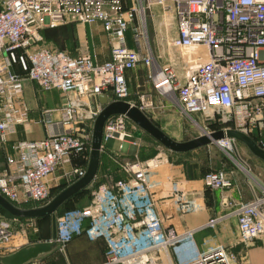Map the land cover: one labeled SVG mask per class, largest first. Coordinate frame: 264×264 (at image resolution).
Masks as SVG:
<instances>
[{"label":"built area","instance_id":"2783aa9c","mask_svg":"<svg viewBox=\"0 0 264 264\" xmlns=\"http://www.w3.org/2000/svg\"><path fill=\"white\" fill-rule=\"evenodd\" d=\"M154 8L175 14L177 37L169 45L182 53L184 81L154 58L146 23ZM74 22L102 25L111 60L97 64L90 55L72 57L43 45V31ZM129 33L136 48L130 47ZM140 66L148 69L154 92L183 115L211 119L220 114L264 149V0H131V5L128 0H0V151L5 157L0 196L19 209L42 208L53 200L59 171L67 188L85 177L95 121L104 109L98 97L111 92L115 102L129 103L145 115L158 108L148 92L131 101L126 75ZM24 77L44 92L60 91L65 102L42 111L37 122L44 127L42 139L11 145L18 128L31 121ZM138 131L126 116L110 118L104 151L113 140L125 155L136 148ZM215 146L234 153L237 143L225 139ZM163 162L157 157L142 163L134 154L121 163L127 179L97 186L89 206L79 211L88 220L86 237L106 244L103 264H237L233 246L249 247L264 238V194L250 203L228 202L238 221L232 244L201 252L194 231L166 226L148 182L150 171ZM203 182L213 191L234 187L223 169L209 172ZM40 232L36 219L0 215V257L25 248ZM72 239L70 218L57 216L58 250L65 253Z\"/></svg>","mask_w":264,"mask_h":264},{"label":"crops","instance_id":"0c3cea01","mask_svg":"<svg viewBox=\"0 0 264 264\" xmlns=\"http://www.w3.org/2000/svg\"><path fill=\"white\" fill-rule=\"evenodd\" d=\"M128 1L131 5V0ZM156 11L162 14V16L158 26L156 25V21H153L155 31L157 32L155 42L158 45V48L154 50L153 44H150L154 58L160 66H173L172 68L177 72L181 81H184L182 59L180 62V59L166 53V48H173L169 44L177 37V20L175 36H171L168 31L167 17L168 14H172L174 18L173 13L165 12L161 8H154L152 14L155 18L157 15ZM79 24L83 29L85 38L84 47L80 51L82 53L81 56L90 55L86 27L81 23ZM49 30L51 29H46L44 31L45 34ZM90 31L95 62L97 64H104L111 60L110 39L100 23L90 26ZM129 43L131 48H136L130 36ZM43 45L62 50L58 46H55L53 42L48 41L46 35ZM80 53L70 55L72 57H79ZM17 71L21 75V72ZM147 74L148 69L144 66H140L127 73L128 85L132 93L131 101L137 102L140 92L153 94L158 108L155 111L146 113V115L158 126L155 116L157 115L156 111L160 109L168 110L176 106L169 100H162L154 92L152 85L147 81ZM102 97H106L108 103L115 102L113 94L108 92L98 97V102L102 106ZM24 99L30 108L29 115L31 121L27 127L20 126L18 128V133L12 138L11 145L16 141H36L42 139L45 135L44 127L37 124L42 111L61 108L65 102V95L60 91L44 92L35 83L27 79V77H24ZM54 117L55 120H59L58 114H55ZM35 128H38L41 132V138L32 137ZM224 129H233V126L220 128V130ZM137 143L136 148L129 147L125 155L120 153L118 149L119 144L117 150L113 152L107 150L106 144V151L102 153L100 169L92 187L96 188L101 184L110 183L114 180L127 179V175L122 170L121 163L127 161V159L133 160L134 154H137L138 160L142 163L160 157L164 162L161 166L150 171L148 182L157 200L159 213L163 217L165 225L173 227L180 233L194 231V240L201 252L208 251L217 245L234 243L238 237V221L237 217L233 215L234 208L229 207L228 202L240 204L254 201L257 196L264 194V182L261 184L262 188L254 187L247 183V181L242 180L238 172L235 171L228 172L234 183V187L231 190H208L203 182V172L199 169L191 171L192 164H199L195 158H197L196 154H199L203 148L187 154H175L165 149L146 134L142 139L137 138ZM238 145L244 146L240 143H237ZM248 152L251 154L249 150ZM0 156H2L0 169H3L5 167V157L1 151ZM251 156L256 160L255 166L258 171L262 172L261 175L264 181V162L252 154ZM223 161L226 162L225 160ZM56 175L58 181L66 183L62 177V171H59ZM68 217L71 220L74 239L67 246L66 252L63 255V264H103L106 252L105 242L103 240L90 241L86 237L84 231L88 226V220L81 218L79 211L68 214ZM212 220L218 221L214 227L209 226ZM38 237L39 235H32L29 244L24 247L29 248L37 244L39 242ZM51 238H43L40 242H48ZM231 250L237 257V264H264V238L259 239L249 247L237 244ZM54 253L61 252L56 247L51 253L39 257L33 264H39L43 260L47 261L51 259L52 256L56 255Z\"/></svg>","mask_w":264,"mask_h":264},{"label":"water","instance_id":"95a60500","mask_svg":"<svg viewBox=\"0 0 264 264\" xmlns=\"http://www.w3.org/2000/svg\"><path fill=\"white\" fill-rule=\"evenodd\" d=\"M85 27L88 35L90 57L93 62H95L90 26L85 25ZM102 104L104 109L95 121L90 163L85 177L77 182H74L71 186L54 197L47 206L42 208L19 209L0 196V207L14 218H51L52 221V238L50 241L37 243L32 247H25L13 254L0 257V264H30L42 255L51 253L52 250L56 248L57 213L73 197L82 191L87 190L96 180L101 165L102 153L104 151L103 135L105 125L107 121L114 116H126L139 130L135 135L136 138L142 139L146 134L165 149L175 154H187L202 148L216 145V143L221 140L229 139L244 145L252 155L264 162V149H262L253 138L236 129H224L214 132H207L203 130L202 135L198 138L187 142H178L155 125L153 121H151L138 108L132 107L129 103H108L106 97H102ZM235 160L236 162L242 161L238 156Z\"/></svg>","mask_w":264,"mask_h":264},{"label":"rangeland","instance_id":"374dc122","mask_svg":"<svg viewBox=\"0 0 264 264\" xmlns=\"http://www.w3.org/2000/svg\"><path fill=\"white\" fill-rule=\"evenodd\" d=\"M173 13V12H172ZM156 18L153 14H148L146 18L147 23V33H148V42L150 44H153L154 50L158 48V45L155 42L156 37V31H155V25L153 24V21H156V25L158 26L161 22V16L159 12L156 11ZM174 18L172 14H168L167 17V23L169 26V34L171 36H175V25H176V17L173 13ZM155 18V19H154ZM46 38L48 41L53 42L55 46H58V48L65 50L71 55H77L80 53L82 47H84L85 44V38L83 34V29L79 22L71 23L67 26H61L58 28L51 29L46 32ZM129 36L131 37V33H129ZM175 39V38H174ZM173 39V40H174ZM167 54H172V56L176 57L177 59H180L181 62V52L175 48H166ZM82 53H80L79 56H81ZM173 67V66H172ZM181 67V65H179ZM156 121L159 126V128H162V130L167 133L170 137L174 138V140L178 142H187L190 140H193L195 138H198L202 135L203 130L207 132H213L214 129L220 125H224L225 123H230L232 121L223 120L219 117H212L211 119L208 117L203 116H196V117H187L182 114L180 109L176 107H172L168 110L166 109H160L156 111ZM223 116V115H222ZM233 126V123H232ZM34 134L32 135L33 138H41L42 134L39 131L38 128L34 129ZM118 144L116 141H111L107 144L106 148L109 151H116L118 148ZM10 147V146H9ZM197 155V161L199 162L200 166H203V161L205 159H208L209 165L205 169L207 171H214V170H226L227 172H238L239 176L242 180L247 181V183L253 185L254 187L262 188L263 177L261 175L262 172L258 171V169L255 166V159L249 154L247 148L245 146H237L234 153H226L220 148L216 147L215 145H212L210 147L203 148V150ZM237 156L242 160L236 162ZM196 157V156H195ZM2 159V156H0V160ZM128 160V159H127ZM130 160V159H129ZM225 160L226 162H224ZM221 161V162H220ZM245 169H243V168ZM247 169V170H246ZM248 171L249 173H247ZM250 174V175H249ZM57 176V175H56ZM56 176H54L53 182V191H55L57 188H59L60 185L65 184L61 181H55ZM252 176V177H251ZM254 178V179H253ZM104 183V184H108ZM92 191L89 196L86 198H82L80 201L84 206L86 207L89 205L92 200V193L95 188L91 186ZM91 197V198H90ZM79 202V203H80ZM79 207V206H78ZM60 216V215H59ZM45 230L47 234H50L49 237H51L52 233V224L51 220H48V222L45 224ZM43 232V233H44ZM42 233V236H44ZM48 237V238H49ZM74 239V234H73ZM72 239V241H73ZM67 249V248H66ZM56 255L52 256L49 260H43L39 264H63L64 260V253H54Z\"/></svg>","mask_w":264,"mask_h":264},{"label":"trees","instance_id":"16d2710c","mask_svg":"<svg viewBox=\"0 0 264 264\" xmlns=\"http://www.w3.org/2000/svg\"><path fill=\"white\" fill-rule=\"evenodd\" d=\"M43 36L45 37V32L43 31ZM217 117L220 118V115H217ZM232 126V122L230 123H225L224 125H220L218 127H216L214 129V131H219L220 128H224V127H231ZM213 131V132H214ZM209 165V161L208 159H205L203 161V166H200L199 164H192L191 165V171L193 172V170L195 171V169H199L201 172H203V177H205L209 172L211 171H207L205 168L208 167ZM89 167V166H88ZM213 171V170H212ZM95 182V181H94ZM93 185V184H92ZM91 185V186H92ZM91 186L87 189V190H84L82 191L81 193H79L78 195H76L75 197H73L68 203H66L57 213V216H67L68 214L70 213H73V212H77V211H81L83 210L84 206H82L83 202L81 203L80 201L82 200V198H86L87 196H89L91 194V191L92 189ZM67 188V185L66 184H62L59 186V188H57L55 191H53L52 189V197H56L58 194H60L62 191H64L65 189ZM91 198V197H90ZM80 202V203H79ZM91 202V201H90ZM79 206V207H78ZM33 205H27L25 208L28 209V208H32ZM0 215L6 217V218H14L13 216H11L10 214H8L5 210H3L1 207H0ZM38 224H39V227H40V235L38 237V240L41 241L43 240V238H48L50 236V234H47L46 231L44 232L43 230H45V224L48 222V220H51V218H43V219H36ZM51 224H52V221H51ZM52 228V227H51ZM44 232V233H43ZM42 233L44 236H42ZM52 235V233H51ZM51 237H49L48 239H50Z\"/></svg>","mask_w":264,"mask_h":264},{"label":"bare ground","instance_id":"6f19581e","mask_svg":"<svg viewBox=\"0 0 264 264\" xmlns=\"http://www.w3.org/2000/svg\"><path fill=\"white\" fill-rule=\"evenodd\" d=\"M243 168V167H242ZM243 169H245V168H243ZM247 170V169H246ZM247 173H249L248 171H246ZM250 175V174H249ZM252 177V176H251Z\"/></svg>","mask_w":264,"mask_h":264}]
</instances>
